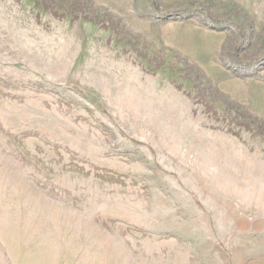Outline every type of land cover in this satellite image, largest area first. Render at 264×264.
<instances>
[{"label": "rangeland", "instance_id": "1", "mask_svg": "<svg viewBox=\"0 0 264 264\" xmlns=\"http://www.w3.org/2000/svg\"><path fill=\"white\" fill-rule=\"evenodd\" d=\"M0 264H264V0H0Z\"/></svg>", "mask_w": 264, "mask_h": 264}]
</instances>
